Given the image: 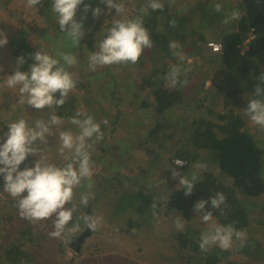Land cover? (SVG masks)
Returning <instances> with one entry per match:
<instances>
[{
	"label": "trees",
	"instance_id": "trees-1",
	"mask_svg": "<svg viewBox=\"0 0 264 264\" xmlns=\"http://www.w3.org/2000/svg\"><path fill=\"white\" fill-rule=\"evenodd\" d=\"M9 1L0 0V11L4 10L2 7L8 5ZM116 1L124 5L125 13L115 15L102 23L93 20L95 28L103 31V36L99 34L96 40L97 46L106 37L115 20L131 19L134 11L143 4L147 10L138 17L142 18L143 25L148 29L153 47L144 50L138 61L139 66H132L122 73L123 83L118 79V72L112 73L114 90L110 93L118 103H124L121 96L135 98L141 91H147L148 86L150 87L148 91L161 92L151 105L141 99V103L138 104L141 108L137 107L136 111L134 110L140 112L144 108L146 113L154 115V123L146 132L142 129L144 121H138V118L133 117L134 111L116 108L114 112H110L103 109L100 118L104 117L108 123L105 125L102 123L103 119H96L95 122L100 123L104 137L99 141H95V137L89 140L91 145H95L92 149L102 153L106 152L109 146L115 148L117 144L114 145L112 141L121 135L130 140L126 151L130 150L132 155L133 152L138 155L143 153L154 170L163 164L162 161H166L168 163L166 173L170 177H173L171 174L173 169H180L174 163L176 158L184 160V166L194 163L198 168H202L200 165H206L205 168L208 170L196 178L193 193L186 196L183 185L179 184V177L184 175L180 174L173 181L166 178H162L163 181H156L151 178L153 173H147L146 168L134 167L135 159H126L124 172L111 174L109 184L104 186V191L99 192H106L102 198L103 210L109 211L102 216H107L110 225L114 224L112 226L116 227L112 229L108 226V230H112V234L119 237V240L125 241L146 231L156 222H160L163 229L170 227L166 237L162 239L165 244L167 243V250L162 249L159 264H264V128L252 122L246 114L249 101L261 99L255 96L254 92L259 83L258 77L264 73V0H234L229 5L224 0H195L191 5L182 7V10L173 11L171 10L173 0H159L164 5L162 11H153L149 8L150 0ZM217 3L222 4L219 13L214 10ZM82 5L78 6L75 19L78 22L82 21L84 25L85 21L94 16L90 11L85 12ZM40 6L43 7L45 14L42 12L32 13L31 16L27 14L28 17L23 22L29 24L32 31L48 30V26L37 20L40 18L50 19L51 24L59 27L57 14L52 10V0H43L41 5L31 8L39 10ZM97 7L101 11L104 8L102 5L94 4V9ZM233 10L239 11L241 18L225 24L223 22L225 16L230 15ZM16 17L21 22L22 15L16 13ZM172 21H175V26L172 25ZM195 21H199L202 28H211L218 24L216 27L221 28V33L210 37L206 44L210 40L217 41L221 45L219 51H211L208 45L209 51L207 48L201 49L200 46L197 50L190 45L194 42L193 38H196L194 35L199 31L198 26L194 25ZM250 31L253 35L247 40ZM86 37L88 36L85 34L81 40L86 41ZM178 39L186 46L193 47L191 54L199 57L202 63L194 59L183 65L190 70L181 74L180 83L175 87H164L163 81L172 66L176 65L166 62L165 59L171 62L177 59L174 55L175 50L169 48V43L177 42ZM18 48L15 53L19 57L23 56L26 61L20 67V71H27V67L34 63L30 54H34L39 48L28 45L25 39L19 42ZM27 49L34 52L28 54ZM98 50L96 47V51ZM151 51H155L156 54L146 55ZM133 75L139 79H135ZM131 78H134L132 82ZM185 80L192 85L191 93L185 88L188 84L183 83ZM118 83L122 84L121 90L124 94L121 96L117 93ZM261 86L264 87V83ZM87 94V91L80 88L71 91L61 107L62 112L59 116L71 119L75 112H84L83 117L87 111L91 115L95 114L92 108L96 101L94 102ZM55 95L57 99L60 98L58 92ZM114 106L117 107V104L114 103ZM124 108L125 105L122 109ZM39 119L43 120L40 117ZM118 121L122 123L120 126L134 122L141 136L134 137L131 126L125 127L124 133L123 126L116 125ZM73 127H75L73 131L79 134L78 126ZM70 128L69 124L60 127V130L56 131L57 136L60 131H70ZM7 130V125L5 129L0 130L4 133L2 134L4 140ZM57 139L51 141L50 145L52 143L54 146L58 145ZM168 142L174 146H169ZM47 146L50 148L49 144ZM60 149L61 142L55 151L59 160L68 152L65 149L61 153ZM160 152L167 153L164 160L162 157L160 159L154 157V153ZM39 158L36 155H29L20 165V170L25 166L34 167ZM127 170H133L132 175L126 174ZM91 181V179L83 181V186L79 190L87 194L86 187ZM3 186V176H0V187ZM217 192L225 195L226 202L220 209H214L211 208L209 201L205 208L212 212L213 217L207 224L202 220L203 213H197L194 205L201 199L210 200ZM154 202L155 210L152 208ZM0 207L7 208L0 213L1 232L5 224H9V227L16 226L17 219L21 217L14 199H10L6 205L0 203ZM78 207L69 225L79 224L84 227L87 224L84 219L86 210L83 206ZM177 217L183 221V230H178L175 226L174 221ZM29 223H31L29 220L22 218V228L12 233L10 241L4 246L0 241V264H6L5 257L9 258L7 264H47L45 262L50 258L47 256L50 251L45 254L42 248H51L55 245H49V234L35 235ZM215 225H232L245 235L242 239H236L234 236L232 246L227 250L218 245H211L207 251H202L199 247L201 235L212 230ZM94 231L92 230L91 234ZM61 243L57 241L55 244L61 247Z\"/></svg>",
	"mask_w": 264,
	"mask_h": 264
},
{
	"label": "rangeland",
	"instance_id": "rangeland-1",
	"mask_svg": "<svg viewBox=\"0 0 264 264\" xmlns=\"http://www.w3.org/2000/svg\"><path fill=\"white\" fill-rule=\"evenodd\" d=\"M195 0H173L171 2V10H182V7H187L191 5ZM228 5L232 3L234 0H224ZM90 2V3H89ZM87 2L84 1L83 5L87 4L90 6L87 13L92 12V9H94V4L102 5V14L98 17H92L89 18L88 21L84 22L83 30L86 34V41H79L78 45H74L72 42V39L65 33L60 32L59 27L54 26L50 22H52L50 19L46 20L43 18L37 19L43 23V25L48 26V30L45 32V29H39L32 31V28L29 24H25L24 19H26L27 14L31 16L32 13H39L45 14V11L43 7H39V10H33L31 7H26V0H10L8 5L3 6L2 8L4 10L0 11V32H3L7 36L8 43L6 45L0 46V130L5 129V126L12 122L18 121L19 119H24L30 126H35V122L37 119L42 118L43 120H47L50 118V115H57L61 114L62 108H53L52 110H49L48 108H45L42 111H37V109H34L30 105L27 104V97H21L18 91V88L11 89L6 86V79L8 76L14 74L15 70L17 69V58L19 57L15 51L19 49V42H22V39L28 43L30 46H37L39 51L45 52L54 58L60 60L61 67H64L66 71H68L71 75L73 80L76 82V87L72 90L75 91L76 89H83L87 91V93L93 98L94 100V106L92 109H94L93 115L86 112V116L93 117L94 121L96 119L104 120L102 117V111L104 109L110 112H114L116 108H120L121 110H127V111H134L137 107L141 108L138 104H140V100H146V102L149 103V105L152 104L153 100L159 95L161 91H148L150 88L147 87V91H141L137 97H130L129 99L126 96H121L124 93L121 90L122 84L118 85V95L121 96L122 99H124V103H118L115 97L111 95V91L114 90L113 81L111 79L112 73L115 71L118 72V79L119 81H122L121 76L122 73L128 69H131L132 66H139V62L136 64H113L111 66H97L95 70H92L89 68V55L96 51L98 36L99 34L102 35L103 31L97 30L93 24L95 20H98L99 22H104L106 19L113 18L116 14L115 9H109L106 3H102L101 0H91ZM121 2V1H120ZM115 3L120 4L118 1L115 0ZM145 3V2H143ZM82 5V6H83ZM51 10V9H50ZM139 10V11H138ZM147 10L146 6L141 4L140 7L134 11L133 17L131 19H134L138 16H141V13L145 12ZM42 12V13H41ZM16 13H20L22 15L21 22L17 20ZM33 14V15H34ZM108 15V16H107ZM94 18V19H93ZM94 20V21H93ZM199 21H195L194 25L198 26V32L194 35L193 41L190 45L194 46V49H197L198 46L201 47V49H208L206 41L210 39L212 36H217L221 33V28L216 25L209 27L202 28L199 25ZM221 24V23H220ZM85 36V35H84ZM3 38V37H0ZM180 40L178 39L177 42ZM208 43V42H207ZM180 49L175 51H180L185 56V60L183 61V65H186L188 62H191L194 59H198L199 62L202 63L201 59L191 54V50L193 47L186 46L185 43L179 42ZM81 46V47H80ZM187 47V48H186ZM11 49V53H10ZM206 49V50H207ZM199 50V49H197ZM209 51V49L207 50ZM28 54L31 52H34L32 49H27ZM61 53H67L74 56L77 60L76 65L69 66L64 63V61L61 59L60 55ZM155 51L149 52V54L146 55H155ZM141 59V58H140ZM139 59V60H140ZM166 62L178 64L180 61L178 58L171 62L169 59H165ZM185 62V63H184ZM204 67L206 64L203 65ZM27 71L29 70V67H27ZM21 70V68L19 69ZM134 76V75H133ZM135 79H139L138 76H134ZM134 78H131V81H133ZM126 84V83H125ZM163 86L168 87L171 86L167 79L163 81ZM191 87L189 83L185 87L188 93H191ZM133 88V87H132ZM158 91V92H157ZM157 92V93H156ZM59 93V92H58ZM116 93V94H117ZM87 94V95H88ZM117 95V96H118ZM57 98V95H56ZM157 98V97H156ZM128 100V104L126 105V102ZM114 103L117 104V107L114 106ZM125 105V108L122 109V107ZM99 109V110H98ZM142 108L140 112H135L133 117L138 118L137 120H143L144 124L142 126L143 131H147L150 126L154 123V115L151 113H146ZM92 111V110H91ZM90 111V112H91ZM103 111V112H104ZM80 114L77 116V114ZM84 113V112H83ZM83 113L75 112L73 117H77L78 119H84ZM43 114V116H41ZM62 120V123L53 127V133L54 135L47 137V143L42 144L38 140L35 147L40 149V152L36 154L37 157H40L41 162L44 164H55L56 166H63L64 164L68 163L69 160L66 159L67 157H70V152H66L61 160L58 159L56 150L60 146V140L59 135L57 136L56 131L60 130V127H65L66 124H69L71 126L70 131L72 134L78 135L75 131H73V126H77L75 124H72L70 121L71 119H68L64 117L63 115L59 116ZM134 122H130V124H124L123 126V132L126 133L125 127L128 126L133 128L134 137H140L141 132L134 126ZM6 124V125H5ZM121 122H116L117 126H120ZM120 126V127H122ZM131 129V128H130ZM2 134L4 135L3 131H0V143L5 142V140L2 138ZM54 139H57V144L54 146L52 143L50 145L51 141H54ZM112 142H114V145L117 144V147H111L107 149L106 152L99 153V151L96 149H92V147H95L94 144L91 145V148L89 149L91 161H92V178H91V188L86 187V190L88 191L87 194L90 195L89 204L87 207L83 208L86 210V216H91V214H94V217L101 218V222L99 227L94 231V233L91 234V229L88 227L87 224L83 226H79V229L69 235L67 231L62 234L59 238H55L50 236V233L53 232L54 229V220L55 217H51L44 220L39 221H29L31 223L30 227L31 230H33L35 235L38 233L41 234H49V245H55L51 248H42L45 252V254L50 251L49 255H47L50 258H47V261L45 263L47 264H159V259L161 258V251L167 250V243L165 244L163 242V238L166 237V232H169V228H162V224L160 222L153 223L152 226L144 230L143 232L138 233V235L128 238V240H119V237H115L114 234H112V230H108V226L112 229H116V227H113L114 224H111L107 220V216L103 217L102 214L106 215L107 209L103 210V197L105 196L106 192H100V190L104 191V186H107L111 180V174L113 173H123L125 170V160H130L131 158L135 159V165L134 167H143L146 168L147 173H153L151 178L155 179L156 181H163L162 178H166L169 181H173L177 179V177H170L167 175V165L168 163L166 161H162L163 164L159 166L157 170H154L149 165V161L146 159L147 156L142 153V155L135 154L133 152V155L130 153L131 151H126V147L128 146L130 140L124 137H117ZM89 144L91 142L88 141ZM169 146H174L173 143L168 142ZM49 147L48 148V145ZM122 149V150H121ZM122 152V153H121ZM139 153V152H138ZM69 154V155H67ZM154 157H157V159L164 160L167 157V153L160 152V153H154ZM163 155V156H162ZM35 156V155H32ZM164 158V159H163ZM65 159V160H64ZM137 161V162H136ZM154 170V171H153ZM205 170H208V168H198L196 164L190 163L186 166L180 167L179 170H175L176 172L184 176L193 177H200L204 173ZM133 170H127L126 174L132 175ZM120 174V173H119ZM172 174V173H171ZM173 175V174H172ZM119 179V178H118ZM116 180V179H115ZM114 181V180H113ZM112 181V182H113ZM118 182V181H116ZM165 185H167L164 182ZM0 203L6 205L10 199H14V201L17 202L18 198L11 197L8 193L4 192V186L0 187ZM81 187H78L74 190V203L77 204V207H81L79 204V201L81 199L82 193L80 190ZM86 194V193H85ZM27 195V193H23L22 196ZM6 202V203H5ZM67 208H71L72 204L66 205ZM78 207V208H79ZM5 207H0V213H3L5 211ZM76 211H78L76 209ZM19 212V210H18ZM170 213V212H169ZM75 215V214H74ZM21 217V216H20ZM76 217V215L74 216ZM22 217L17 219L18 224H15L16 226L9 227V224H5V226L2 227L0 232V241L3 242L2 246L6 245L7 242L10 241V237L12 233L15 230H18L22 228L21 225ZM48 220V222H47ZM27 222V221H26ZM28 223V222H27ZM207 223V222H205ZM210 223V222H209ZM208 224V223H207ZM113 225V226H112ZM73 226L69 225L67 228H71ZM116 226V225H115ZM106 229V230H105ZM112 231V232H111ZM115 231V230H114ZM111 232V233H108ZM83 235V238H81V242H77L79 240V237ZM90 235V236H89ZM89 236V237H88ZM87 237V238H86ZM52 238V239H51ZM57 241H61L62 246H56L55 243ZM55 242V243H54ZM52 250V251H51ZM79 251V252H77ZM6 264L9 263V258L5 257ZM226 264V263H223Z\"/></svg>",
	"mask_w": 264,
	"mask_h": 264
},
{
	"label": "clouds",
	"instance_id": "clouds-1",
	"mask_svg": "<svg viewBox=\"0 0 264 264\" xmlns=\"http://www.w3.org/2000/svg\"><path fill=\"white\" fill-rule=\"evenodd\" d=\"M43 0H26V7H35L41 5ZM106 3L109 9H115L116 15L126 12L123 4L115 3V0H101ZM84 0H52V10L57 14V22L60 32L67 34L74 45L84 37L83 22L75 19L78 6L83 4ZM148 7L153 11L163 10L164 5L159 0H150ZM90 6L85 4L84 11L87 12ZM222 4L214 5V10L220 12ZM101 13L99 7L92 9V15L98 17ZM241 13L233 10L230 15H226L224 23L239 20ZM175 26V21H172ZM251 33V31H250ZM252 34V33H251ZM253 35V34H252ZM250 36V35H249ZM0 46L8 43L7 36L0 32ZM250 39L249 37L247 40ZM153 41L151 40L148 29L143 25L142 18L117 19L113 22L108 34L99 43V50L89 55V68L95 70L97 66H111L113 64H136L141 58L145 49H151ZM180 44L176 41L169 43L172 50L180 49ZM65 64L74 66L77 60L74 56L67 53L59 54ZM180 63L173 65L166 79L171 86L175 87L180 83L179 77L190 69L183 67L185 56L180 51H174ZM34 61L29 66L28 71H20V67L25 64V58H17V69L14 74L6 79V86L11 89L18 88L21 97H27V104L37 110L62 107L69 93L76 87V82L72 75L59 66L60 60L53 56L36 51L30 54ZM259 83L255 87L254 95L261 99H252L246 107V114L255 124L264 128V73L258 77ZM187 84L188 81H183ZM59 92L60 98H56ZM80 114L78 113L77 116ZM80 129L78 135H73L71 131H60L59 140L61 141V153L66 149L70 152L68 163L63 166L55 164H44L41 159L35 162L34 167L25 166L20 170V165L29 155H36L40 149L34 145L39 140L40 143H47V137L54 135L53 127L62 123L57 115H50L47 120L37 119L35 126H30L24 119L12 122L7 126L5 133L6 140L0 143V176H3L4 189L13 198L17 199V208L22 218L35 222L39 220L55 217L54 231L50 236L59 238L66 231L69 235L79 229V224H73L71 228L67 225L73 220V213L77 209L74 203V190L83 186L82 182L90 181L92 176V161L88 143L95 137V141L102 140L104 137L101 131L100 123L94 121L93 117L87 116L84 119L73 117L70 121ZM105 125L107 120L102 121ZM176 166L183 167L185 161L179 158L174 159ZM204 168L206 165H200ZM173 177H179V173L173 169ZM196 177L193 175L189 180L186 176L179 177V184L183 185L184 194L190 196L195 188ZM91 188L89 182L87 185ZM27 195L22 196L23 193ZM90 195L82 194L79 204L87 207ZM211 208L220 209L225 204L226 197L222 192H217L210 200L201 199L194 205L197 213H203L202 220L208 222L212 220L213 214L206 210L205 206L209 203ZM72 204L71 208L66 205ZM153 210L156 208L155 202L152 204ZM155 211L153 215H155ZM85 222L91 230H96L101 222V218L94 216L84 217ZM178 230H183V221L177 217L174 221ZM242 231L236 230L232 225H215L213 229L202 233L199 247L202 251H207L209 246L218 245L227 250L232 246L233 237L242 239Z\"/></svg>",
	"mask_w": 264,
	"mask_h": 264
},
{
	"label": "built area",
	"instance_id": "built-area-1",
	"mask_svg": "<svg viewBox=\"0 0 264 264\" xmlns=\"http://www.w3.org/2000/svg\"><path fill=\"white\" fill-rule=\"evenodd\" d=\"M252 37V34L250 33L249 38ZM207 45L210 47L211 51H219L221 48V45L217 41H208Z\"/></svg>",
	"mask_w": 264,
	"mask_h": 264
},
{
	"label": "flooded vegetation",
	"instance_id": "flooded-vegetation-1",
	"mask_svg": "<svg viewBox=\"0 0 264 264\" xmlns=\"http://www.w3.org/2000/svg\"><path fill=\"white\" fill-rule=\"evenodd\" d=\"M79 239H81V238L79 237ZM77 242L79 243V242H81V240H78Z\"/></svg>",
	"mask_w": 264,
	"mask_h": 264
},
{
	"label": "water",
	"instance_id": "water-1",
	"mask_svg": "<svg viewBox=\"0 0 264 264\" xmlns=\"http://www.w3.org/2000/svg\"><path fill=\"white\" fill-rule=\"evenodd\" d=\"M80 238H83V235H81ZM79 240H81V239H79Z\"/></svg>",
	"mask_w": 264,
	"mask_h": 264
}]
</instances>
